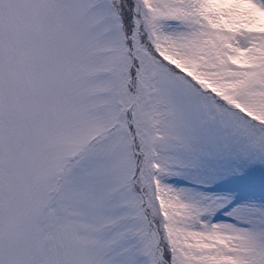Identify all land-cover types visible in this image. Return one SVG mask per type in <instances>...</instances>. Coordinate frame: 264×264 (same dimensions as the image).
<instances>
[{
    "label": "snow or ice",
    "instance_id": "1",
    "mask_svg": "<svg viewBox=\"0 0 264 264\" xmlns=\"http://www.w3.org/2000/svg\"><path fill=\"white\" fill-rule=\"evenodd\" d=\"M0 264H264V0H0Z\"/></svg>",
    "mask_w": 264,
    "mask_h": 264
}]
</instances>
